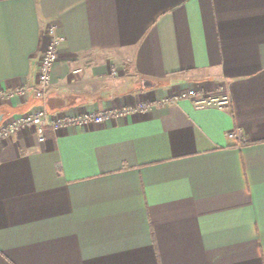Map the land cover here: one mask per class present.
<instances>
[{
  "label": "crops",
  "instance_id": "0c3cea01",
  "mask_svg": "<svg viewBox=\"0 0 264 264\" xmlns=\"http://www.w3.org/2000/svg\"><path fill=\"white\" fill-rule=\"evenodd\" d=\"M48 25L46 95L0 124L151 107L0 141V264H264V0H0V91L34 83ZM192 88L229 103L169 101Z\"/></svg>",
  "mask_w": 264,
  "mask_h": 264
},
{
  "label": "built area",
  "instance_id": "2783aa9c",
  "mask_svg": "<svg viewBox=\"0 0 264 264\" xmlns=\"http://www.w3.org/2000/svg\"><path fill=\"white\" fill-rule=\"evenodd\" d=\"M45 32L48 35V42L39 56L34 83L31 86L20 87L9 91H0V101L5 97H9L15 93L25 94L29 90H32L37 97H45L47 89L51 84V70L57 60L59 47L63 41L62 37L56 35L55 28L52 25H48L45 28ZM180 99H189L193 101L195 106L199 108L207 106L223 108L229 103V99L225 94H209L204 93L199 89L193 88L187 90L186 92H181L174 95L169 101L173 103ZM150 107L151 104L141 102L136 107L131 109H109L103 112H90L73 117H54L44 109H39L32 113H23L17 116L11 122L1 123L0 141L16 134L22 128L33 127L36 128L39 133H41L42 128L45 126L50 127L53 130H58L62 127L70 125L83 126L90 122L101 123L113 116H124L134 110L147 111ZM226 136L229 139L234 140L238 147H241L246 143V138L241 130L230 131Z\"/></svg>",
  "mask_w": 264,
  "mask_h": 264
},
{
  "label": "water",
  "instance_id": "95a60500",
  "mask_svg": "<svg viewBox=\"0 0 264 264\" xmlns=\"http://www.w3.org/2000/svg\"><path fill=\"white\" fill-rule=\"evenodd\" d=\"M2 118H3V115H2V114H0V122H1Z\"/></svg>",
  "mask_w": 264,
  "mask_h": 264
}]
</instances>
